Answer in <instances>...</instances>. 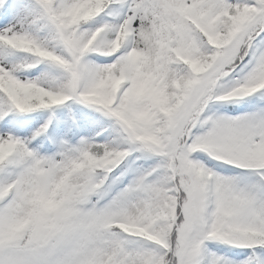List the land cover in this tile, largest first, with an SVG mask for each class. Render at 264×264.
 I'll list each match as a JSON object with an SVG mask.
<instances>
[{
	"label": "snow or ice",
	"instance_id": "1",
	"mask_svg": "<svg viewBox=\"0 0 264 264\" xmlns=\"http://www.w3.org/2000/svg\"><path fill=\"white\" fill-rule=\"evenodd\" d=\"M0 264H264V0H0Z\"/></svg>",
	"mask_w": 264,
	"mask_h": 264
}]
</instances>
